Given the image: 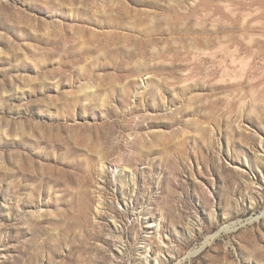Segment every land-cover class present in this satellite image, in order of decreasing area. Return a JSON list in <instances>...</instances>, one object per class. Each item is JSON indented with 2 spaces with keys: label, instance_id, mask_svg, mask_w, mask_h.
Masks as SVG:
<instances>
[{
  "label": "rangeland",
  "instance_id": "374dc122",
  "mask_svg": "<svg viewBox=\"0 0 264 264\" xmlns=\"http://www.w3.org/2000/svg\"><path fill=\"white\" fill-rule=\"evenodd\" d=\"M0 264H264V0H0Z\"/></svg>",
  "mask_w": 264,
  "mask_h": 264
},
{
  "label": "bare ground",
  "instance_id": "6f19581e",
  "mask_svg": "<svg viewBox=\"0 0 264 264\" xmlns=\"http://www.w3.org/2000/svg\"><path fill=\"white\" fill-rule=\"evenodd\" d=\"M212 237H214V236L212 235V236L206 238V241H207L208 239L212 238ZM190 253H192V252H189V255H190Z\"/></svg>",
  "mask_w": 264,
  "mask_h": 264
}]
</instances>
